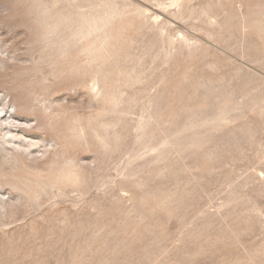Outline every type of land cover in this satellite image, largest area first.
Listing matches in <instances>:
<instances>
[{
	"label": "rangeland",
	"instance_id": "374dc122",
	"mask_svg": "<svg viewBox=\"0 0 264 264\" xmlns=\"http://www.w3.org/2000/svg\"><path fill=\"white\" fill-rule=\"evenodd\" d=\"M0 264H264V0H0Z\"/></svg>",
	"mask_w": 264,
	"mask_h": 264
},
{
	"label": "bare ground",
	"instance_id": "6f19581e",
	"mask_svg": "<svg viewBox=\"0 0 264 264\" xmlns=\"http://www.w3.org/2000/svg\"><path fill=\"white\" fill-rule=\"evenodd\" d=\"M16 125V124H15ZM7 136V135H6Z\"/></svg>",
	"mask_w": 264,
	"mask_h": 264
}]
</instances>
